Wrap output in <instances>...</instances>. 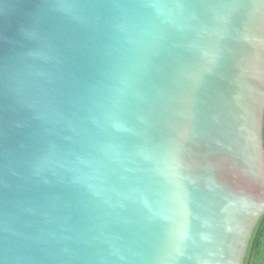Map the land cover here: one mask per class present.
Segmentation results:
<instances>
[{
  "label": "water",
  "instance_id": "1",
  "mask_svg": "<svg viewBox=\"0 0 264 264\" xmlns=\"http://www.w3.org/2000/svg\"><path fill=\"white\" fill-rule=\"evenodd\" d=\"M264 215V0H0V264H244Z\"/></svg>",
  "mask_w": 264,
  "mask_h": 264
},
{
  "label": "trees",
  "instance_id": "2",
  "mask_svg": "<svg viewBox=\"0 0 264 264\" xmlns=\"http://www.w3.org/2000/svg\"><path fill=\"white\" fill-rule=\"evenodd\" d=\"M244 264H264V215L255 227Z\"/></svg>",
  "mask_w": 264,
  "mask_h": 264
}]
</instances>
